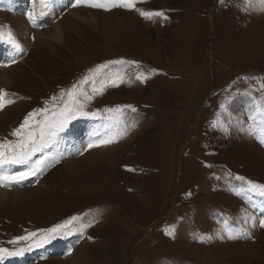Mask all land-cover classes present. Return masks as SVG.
Segmentation results:
<instances>
[{"label":"rangeland","instance_id":"obj_1","mask_svg":"<svg viewBox=\"0 0 264 264\" xmlns=\"http://www.w3.org/2000/svg\"><path fill=\"white\" fill-rule=\"evenodd\" d=\"M53 1L0 0V144L18 141L13 131L34 110L25 131L37 134L65 105L97 115H74L33 156L42 171L2 186L21 194L0 201V248L26 250L0 264H264V197L236 194L246 181L264 184V3L135 0L105 10L63 0L52 12ZM56 24L60 44L47 33ZM125 105L135 111H107ZM69 220L70 234L40 242Z\"/></svg>","mask_w":264,"mask_h":264},{"label":"snow or ice","instance_id":"obj_2","mask_svg":"<svg viewBox=\"0 0 264 264\" xmlns=\"http://www.w3.org/2000/svg\"><path fill=\"white\" fill-rule=\"evenodd\" d=\"M43 2V0H42ZM247 3H251V0H246ZM135 0H76V5L83 4L93 8H103L107 10L110 7H124V8H133ZM223 3V0H221ZM261 3H264V0H261ZM74 5V6H76ZM140 15L145 17L146 19H151L153 16H163L161 12H145L140 11ZM28 18L30 21L34 22V16L32 13L28 14ZM0 35H3L0 33ZM8 39L13 44V47L19 52L21 51V47L19 43H17L13 38L11 33H8ZM135 63V62H132ZM155 72V69L151 70ZM149 77L143 73L138 72L136 75V79L143 82L144 80L148 79ZM118 79L122 80V77H118ZM115 86V85H114ZM75 88V86H74ZM5 93L3 90H0V108L4 107L5 104ZM68 95L70 97L74 96L73 91H69ZM7 103H12V101H7ZM75 103V101H74ZM223 108L224 105H221ZM122 108H131L132 111H135V108H132L130 105L125 106H118L116 109H108L107 111H115L120 112ZM41 110H34V112L29 113L28 116L25 117L23 123L20 125L19 128L15 129L12 133L13 136H19L20 139L12 144L3 143L0 144V167L7 165V164H26L30 165L27 172H20L16 174L11 173H3L0 172V186H8L13 183H19L23 179H25L29 175H36L38 172L42 171L47 164L44 162L43 159L36 160L32 163V158L37 152H43L45 149L49 147L51 143L54 142L56 134L61 131L64 126L66 125L67 121L70 120L74 115H92L95 116L97 113H88L82 110V106H70L65 105V107L56 115L55 120H48L45 117L44 120L38 121L39 129L38 134L36 129H31L25 131L26 128L29 127L31 123V118L35 116ZM256 112L259 113L262 117L261 122L264 123V108L257 106ZM250 119H255V116H250ZM119 123V121L117 122ZM214 126H218L214 124ZM222 126V125H221ZM264 132V129H262ZM119 134H123L120 132ZM113 139H104L99 141L100 144H109L112 143ZM260 142L264 144V139H261ZM93 144H89V147H93ZM131 170V169H130ZM237 179H243L238 177ZM246 187L243 188L241 191L237 192V195H246L247 194H255L260 197H264V184H258L252 181L245 182ZM73 220L76 219L75 217L72 218ZM71 223V220L65 221L63 225H56L52 229H48L47 233L49 235L40 237V242H46L47 239L51 238L50 234H58L61 229L66 230L67 233V226ZM260 226L264 228V219L259 221ZM170 234V233H169ZM35 233H29L27 236L17 237L16 240H28L31 237H34ZM211 237H209L210 239ZM237 237L229 234L228 239H235ZM16 240L10 241V243H16ZM31 247V245L29 246ZM26 249H18L15 252L9 251L6 248H0V259H3L4 256H13V255H20Z\"/></svg>","mask_w":264,"mask_h":264},{"label":"bare ground","instance_id":"obj_3","mask_svg":"<svg viewBox=\"0 0 264 264\" xmlns=\"http://www.w3.org/2000/svg\"><path fill=\"white\" fill-rule=\"evenodd\" d=\"M63 0H55L52 2V5L50 6L51 11L52 12H57L62 6H63ZM84 12H78V13H74V19L77 22H81L84 23L85 21H87L86 17H84L83 15H81ZM87 13V12H86ZM118 16H124L123 14H121V12H116ZM90 18H93L92 15H89ZM118 20V19H117ZM122 21V20H120ZM93 22V21H92ZM122 23V22H121ZM123 24V23H122ZM51 30H48V37L51 39V41H53L55 44H60L61 41L63 40V32H62V28L60 27L59 24L56 25H51ZM17 34L20 35V33L22 32V26L21 25H17ZM41 33V32H39ZM41 35H43V33H41ZM181 35V34H180ZM3 53V52H2ZM17 60L19 62H22V57L20 56H16ZM0 82H2V87L5 89L7 87L6 84H8V80L7 77L4 75H0ZM1 88V87H0ZM7 89V88H6ZM105 160V159H104ZM82 162V161H81ZM56 171V170H55ZM53 172V171H52ZM12 189V188H10ZM14 191V189H12ZM4 191H10L9 189H3L2 186H0V201H6L9 195L12 196H19L21 194V190H15L16 192L14 193H10V192H4Z\"/></svg>","mask_w":264,"mask_h":264}]
</instances>
